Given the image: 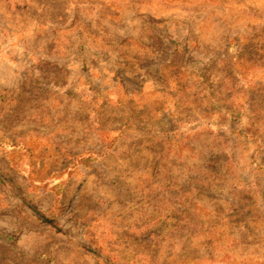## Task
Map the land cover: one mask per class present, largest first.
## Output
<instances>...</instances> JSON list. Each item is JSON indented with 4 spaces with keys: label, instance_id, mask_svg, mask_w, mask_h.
Instances as JSON below:
<instances>
[{
    "label": "rangeland",
    "instance_id": "1",
    "mask_svg": "<svg viewBox=\"0 0 264 264\" xmlns=\"http://www.w3.org/2000/svg\"><path fill=\"white\" fill-rule=\"evenodd\" d=\"M0 264H264V0H0Z\"/></svg>",
    "mask_w": 264,
    "mask_h": 264
}]
</instances>
